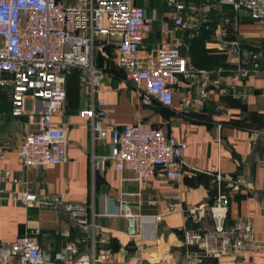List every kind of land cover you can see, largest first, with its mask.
I'll return each mask as SVG.
<instances>
[{"label":"built area","instance_id":"obj_1","mask_svg":"<svg viewBox=\"0 0 264 264\" xmlns=\"http://www.w3.org/2000/svg\"><path fill=\"white\" fill-rule=\"evenodd\" d=\"M135 0H0V96L7 89L11 117H27L25 131L17 149V157L25 169L59 165L67 161L66 127L54 121L64 108L66 75L79 72L80 83L89 88L91 104L79 117L87 122L92 152L89 160L92 180L96 173L106 172L108 164L116 171H129L131 182L143 183L162 174L166 180L181 185V178L191 179L195 168L186 169L184 152L187 143L174 135L137 120L119 129L108 122L102 100H94L104 73L95 65L96 54L106 45L114 47L113 61L125 83L141 91V103L149 106L156 101L170 107L178 98L179 109L197 114L206 109L213 94L228 93L244 100L252 95L246 83L254 73L264 71V55L256 47L242 51L236 37L237 19L222 17L218 29V49L231 60L227 72L193 69L181 54L182 36L190 39L212 31V6L226 7L234 13L246 12L255 21L264 22V0H204L192 4L187 0H164L169 12L160 15ZM214 4V5H213ZM156 33L158 41L145 53V39ZM233 34L234 37H231ZM96 44H99L97 46ZM264 172V127L260 131ZM109 142V154L97 156L93 148ZM6 148L0 144L1 185L11 180L12 173L1 166ZM216 186L212 205L191 209L188 215L199 222L211 218L214 227L204 233L184 231L188 248L182 264H234L246 252L261 249L249 220L235 227L226 226L229 195L247 190L240 178L211 169ZM10 198L30 207L48 205L53 211L65 213L73 226L89 231L94 240L98 214L80 204L65 203L62 196L38 198L31 192H12ZM264 216V201L259 203ZM80 239L79 242H84ZM93 247V246H92ZM66 255L58 262L46 257L34 240L24 236L14 242H0V264H96L95 256L75 258L77 245H66ZM230 263H222V260Z\"/></svg>","mask_w":264,"mask_h":264},{"label":"crops","instance_id":"obj_2","mask_svg":"<svg viewBox=\"0 0 264 264\" xmlns=\"http://www.w3.org/2000/svg\"><path fill=\"white\" fill-rule=\"evenodd\" d=\"M187 2L198 4L204 0ZM222 17L237 19L235 35L242 51L256 47L264 55V22L250 19L246 12L234 13L214 5L210 12L212 31L202 32L196 39H190L188 32L182 36L181 54L191 68L214 73L227 72L233 67L231 60L218 49ZM157 41L156 33L146 38L141 52L152 49ZM113 48H108L111 53ZM97 55L95 65L104 77L94 100L104 101L108 122L122 129L141 120L174 135L187 143L183 158L186 169L195 168L198 172L191 179L183 176L181 185L166 180L162 174L137 183L128 181L133 177L131 172L116 171L109 163L106 172L96 173L92 180L89 126L79 117V112L89 108L92 100L89 88L80 83L76 73L66 75L64 108L54 117L56 123L66 127L67 161L25 169L17 157L20 139L9 138L8 134L14 129L23 133L27 117L9 122V99L0 96V144L6 148L1 166L12 173L11 180L1 185L0 242H14L26 236L54 262L59 261L57 256L67 254V244L74 243L78 248L76 259L90 260L95 256L99 259L96 264H182L188 249L184 244V231L204 233L214 227L211 218L196 222L188 212L214 204L217 192L214 177L206 173L215 169L242 179L247 187V190L232 192L224 185L223 190L229 195L226 226L232 228L249 220L256 238L264 243V216L259 209V203L264 201V172L260 167L264 71L247 79L253 91L248 98L235 99L226 92L213 94L203 112L185 114L179 109L178 98L166 108L156 102L144 106L141 91L123 81L113 58L105 61L99 55L101 63L98 65ZM5 122L8 127L4 126ZM109 142L108 138L96 145L94 154L107 156ZM24 191L40 199L62 196L65 203L80 204L88 209L92 206L98 214L93 242L89 231L73 226L65 213L43 204L27 207L10 198L12 192ZM122 202L134 218L133 233L128 231V216L121 209ZM80 239L85 241L80 243ZM230 262L222 260V263ZM233 263L264 264V245L258 251L244 253Z\"/></svg>","mask_w":264,"mask_h":264},{"label":"rangeland","instance_id":"obj_3","mask_svg":"<svg viewBox=\"0 0 264 264\" xmlns=\"http://www.w3.org/2000/svg\"><path fill=\"white\" fill-rule=\"evenodd\" d=\"M188 1H190V0H188ZM135 3H136V5L142 6L145 3V1L144 0H135ZM147 6H148V10H150L151 12L156 10L157 13L160 15H163V14H166L167 12H169V9L166 7L164 0H155V1L148 2ZM96 45L99 46V44H96ZM109 47L113 48V46H111V45H106L102 49V53L98 52V55H100L105 61H108V60L114 58V51H112L113 53H111V51L108 49ZM2 92L7 94V89H3ZM6 97H7V95H6ZM7 119H9V122H10V120L18 121L20 118H14V117H11L9 115V118H7ZM8 125H9L8 122H5L4 126L8 127ZM23 129L25 131V126H23ZM15 130L16 129H14L12 133L8 134V137L12 138V139H15V138L20 139V142H21L22 137L24 135V131H23V133H21L20 129L17 132H14ZM15 133H17V134H15Z\"/></svg>","mask_w":264,"mask_h":264},{"label":"water","instance_id":"obj_4","mask_svg":"<svg viewBox=\"0 0 264 264\" xmlns=\"http://www.w3.org/2000/svg\"><path fill=\"white\" fill-rule=\"evenodd\" d=\"M121 209L127 214L128 216V222H129V233H133V226H134V218L130 215V211L127 208L126 204L124 202L121 203Z\"/></svg>","mask_w":264,"mask_h":264},{"label":"trees","instance_id":"obj_5","mask_svg":"<svg viewBox=\"0 0 264 264\" xmlns=\"http://www.w3.org/2000/svg\"><path fill=\"white\" fill-rule=\"evenodd\" d=\"M188 1V0H187ZM98 57L96 58L97 59V64L98 65H100V63H101V57L99 56V55H97ZM119 69V68H118ZM119 72H120V70H119ZM71 73H76L77 74V77H78V79H79V72L77 71V70H72L70 73H68V74H71ZM79 81H80V79H79ZM6 96L7 94L6 93H4V92H2L1 93V96ZM154 102H156V101H154ZM157 103V102H156ZM161 108H166V107H164V106H162V105H160L159 103H157Z\"/></svg>","mask_w":264,"mask_h":264}]
</instances>
